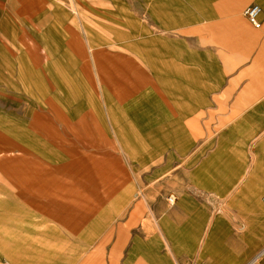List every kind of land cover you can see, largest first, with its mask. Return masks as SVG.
<instances>
[{
  "label": "rangeland",
  "instance_id": "rangeland-1",
  "mask_svg": "<svg viewBox=\"0 0 264 264\" xmlns=\"http://www.w3.org/2000/svg\"><path fill=\"white\" fill-rule=\"evenodd\" d=\"M191 16L168 0H0V264H64L109 230L160 243L192 102L240 81L187 50L183 68L193 46L160 29Z\"/></svg>",
  "mask_w": 264,
  "mask_h": 264
},
{
  "label": "crops",
  "instance_id": "crops-1",
  "mask_svg": "<svg viewBox=\"0 0 264 264\" xmlns=\"http://www.w3.org/2000/svg\"><path fill=\"white\" fill-rule=\"evenodd\" d=\"M248 1L168 0L199 14L161 25L166 43L193 46L178 52L183 68L187 50L195 70L240 81L216 85L209 104L192 102L199 131L176 165L175 203L160 215V243L146 229L109 230L73 245L77 255L64 264H264V83L248 80L264 76V0L250 4L261 9L258 29L239 19Z\"/></svg>",
  "mask_w": 264,
  "mask_h": 264
},
{
  "label": "built area",
  "instance_id": "built-area-1",
  "mask_svg": "<svg viewBox=\"0 0 264 264\" xmlns=\"http://www.w3.org/2000/svg\"><path fill=\"white\" fill-rule=\"evenodd\" d=\"M260 13H261L260 7L258 5L252 4V5L248 6L244 10L243 15L246 17L248 23L252 27L258 29L261 26V23L259 21ZM261 201L264 204V195L261 197ZM168 202L170 204H173L174 203V199L171 197V198L168 199Z\"/></svg>",
  "mask_w": 264,
  "mask_h": 264
}]
</instances>
